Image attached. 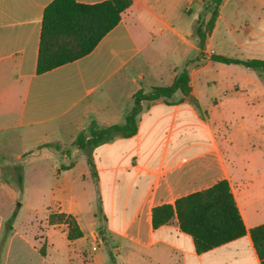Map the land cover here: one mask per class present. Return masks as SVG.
I'll return each mask as SVG.
<instances>
[{
  "label": "crops",
  "instance_id": "obj_1",
  "mask_svg": "<svg viewBox=\"0 0 264 264\" xmlns=\"http://www.w3.org/2000/svg\"><path fill=\"white\" fill-rule=\"evenodd\" d=\"M53 1L0 0V166H13L15 174L14 167L20 166L24 155L40 158L42 151H33L51 143L53 134H66L70 125H77L81 132L92 123L98 129L124 124L136 92L159 87L152 79L160 76L169 78L171 84L190 65L179 50L189 37L179 25L184 0H132L120 23L91 53L39 74L43 14ZM77 1L93 5L106 0ZM161 58L165 65H159ZM208 76L213 75H208L204 67L190 74L191 93L183 102L167 103L161 99L143 103L136 135L117 137L90 151L97 180L91 174L89 156L77 153L80 149L70 155L54 153L66 162H73L66 170L55 165L51 173L53 182L49 191L56 201L54 209L74 216L84 229L82 199L73 194L77 186L83 191L85 181L90 183L93 195L96 193L92 222H96L100 202L109 237L114 235L118 239L114 241L119 251L117 264H262L249 231L264 224V208L255 207L258 191L264 190V153H252L251 168L245 169L234 134L231 152L236 153H225L212 133H206L208 123L202 113L212 109V98L224 90L215 96L211 94L206 104L202 102L200 89L208 86ZM191 98L196 100L195 104ZM177 124L181 142L171 151L173 127ZM249 125L248 131L254 122ZM195 128H201L204 136L193 135ZM199 146H202L199 151L184 153L185 147ZM81 159L85 168L77 173ZM30 168L32 165H25L23 191ZM222 180H228L231 186L247 235L197 253L193 238L180 230L177 218L154 229L155 207L174 204L177 199L206 190ZM16 189L11 180L0 178V190L12 193L13 202ZM14 212L16 218L19 211ZM111 214L119 221L118 226L111 223ZM5 219L6 216L0 217V264L3 258L4 264H10L11 256L5 229L13 231V228L7 226ZM33 241L34 244L23 237V242L44 259L41 264H57L48 262V254H42ZM66 264L85 263L67 260ZM89 264L101 263L94 255Z\"/></svg>",
  "mask_w": 264,
  "mask_h": 264
},
{
  "label": "rangeland",
  "instance_id": "obj_2",
  "mask_svg": "<svg viewBox=\"0 0 264 264\" xmlns=\"http://www.w3.org/2000/svg\"><path fill=\"white\" fill-rule=\"evenodd\" d=\"M178 5L179 3L176 2V6ZM216 9L212 0H184L179 25L185 28L189 37L179 50L184 53V59L190 61L187 68L189 75L197 73L200 67L206 68L208 75H213L207 77L208 86L200 89L202 102L206 104L211 94L215 96L224 89L222 94L212 98V109L202 113L203 120L208 123L206 133L207 131L212 133L225 153H236L234 150L231 152L234 134L237 152L241 154L243 163L245 160V169L249 170L252 165L250 162L252 153H264V72L236 65L217 66L212 61V56L223 55L235 59L264 57V0H223L215 15ZM159 61V65L166 64L162 58ZM152 80L156 86L172 84L167 77L160 76ZM145 92L150 91L147 89ZM193 99L190 100L195 104L196 100ZM185 100L186 96L177 93L172 100L166 102L176 104ZM79 121L77 120L76 123ZM253 122L254 127H251L253 130L250 128V132L247 126H251ZM92 124L87 128L83 124L82 127L86 129L81 132L78 131L77 125H70L66 134L59 136L53 134L49 139L51 143L41 145L33 151L39 153L41 150L43 155L40 158L24 155L19 161L21 173L24 174L25 165H32V168L27 169L28 182L24 191L23 186L18 185L17 175L12 170L13 166H0V178L11 180L17 188L15 202L12 201V193L0 190V217L6 216L7 226L13 228V231L5 229V237H7L5 242L7 247L9 245L11 248L10 264H41L44 260L32 247L23 242V237L33 244L35 240L40 252L48 254L46 257L48 262L66 264L68 260L71 263L89 264L94 261V255L101 264L106 262L112 264L110 255L117 261L119 251L114 241L118 239L114 235L112 238L109 237L103 219L96 218V222H92L91 212L96 193L93 195L92 187L87 181H85L86 189L82 191L77 186L73 194L77 199H82L84 229L75 219L83 232V237L86 236L84 240L78 243H75L77 239L69 242L66 238L68 233V226L64 224L66 222L61 220L63 222L61 226H51L48 219L51 213H60L54 209L56 201L49 191L53 182L51 173L54 171V166L61 170L73 166V162H66L54 153L70 155L80 149L77 153H83L82 156L87 158L91 152L87 148H79L77 138L79 135L88 137ZM173 130L171 151L181 142L177 136L181 131L180 126L177 124ZM203 132L201 128H195L193 135L204 136ZM201 147H185L184 153L199 151ZM82 160L77 166V173L85 168ZM260 164L256 165L260 166ZM103 192L104 183L101 185V194ZM255 205L258 209L264 208V190L258 191ZM16 210L19 211L18 216L13 218L12 213ZM110 216L111 223L118 226L119 221L116 216L114 214ZM12 237L13 241L10 242ZM102 238L106 239L105 243ZM96 244L97 250H94Z\"/></svg>",
  "mask_w": 264,
  "mask_h": 264
},
{
  "label": "trees",
  "instance_id": "obj_3",
  "mask_svg": "<svg viewBox=\"0 0 264 264\" xmlns=\"http://www.w3.org/2000/svg\"><path fill=\"white\" fill-rule=\"evenodd\" d=\"M218 7L223 0H212ZM132 5V0H106L102 3L87 5L77 0H54L43 14L37 72L51 71L67 63L74 62L91 53L99 42L113 30ZM215 11V15L217 13ZM214 62L236 65L264 72V59H235L223 55L212 56ZM177 93L188 96L191 93L190 75L187 68L179 72L170 86L154 87L150 92L142 89L133 96L134 105L124 124H114L104 129L94 125L90 135H79L77 145L89 151L115 140L117 137L130 138L138 132L139 115L143 103L158 100H172ZM91 174L97 180V170L91 156L87 159ZM68 169L67 167L63 170ZM19 186L23 185V174L15 166ZM13 213V218L16 216ZM95 216L106 221L101 203ZM59 218V219H57ZM177 218L180 230L193 238L197 253H204L247 235L239 207L228 180H222L214 186L188 196L179 198L174 204H164L153 209V227L157 229ZM50 225L68 226L69 241L82 238L83 232L76 219L65 213H51ZM62 220V221H61ZM251 239L259 258L264 264V224L252 228ZM105 243L106 239L102 238ZM112 264L117 261L110 255Z\"/></svg>",
  "mask_w": 264,
  "mask_h": 264
},
{
  "label": "built area",
  "instance_id": "obj_4",
  "mask_svg": "<svg viewBox=\"0 0 264 264\" xmlns=\"http://www.w3.org/2000/svg\"><path fill=\"white\" fill-rule=\"evenodd\" d=\"M97 246H98V245L96 244V245L94 246V248H93V249H94V250H97Z\"/></svg>",
  "mask_w": 264,
  "mask_h": 264
}]
</instances>
